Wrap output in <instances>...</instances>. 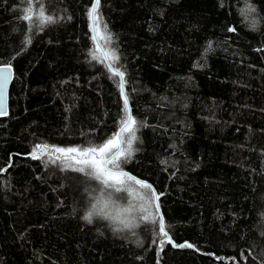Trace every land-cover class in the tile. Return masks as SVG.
<instances>
[{"label":"trees","instance_id":"obj_1","mask_svg":"<svg viewBox=\"0 0 264 264\" xmlns=\"http://www.w3.org/2000/svg\"><path fill=\"white\" fill-rule=\"evenodd\" d=\"M42 2L54 23L22 20L38 0H0V61L14 68L0 118V264H264V0H101L145 125L122 167L162 194L166 230L192 248H161L138 211L126 214L132 229L86 223L98 186L28 155L38 143H102L123 106L92 59L91 0ZM132 187L122 206L143 195Z\"/></svg>","mask_w":264,"mask_h":264},{"label":"snow or ice","instance_id":"obj_2","mask_svg":"<svg viewBox=\"0 0 264 264\" xmlns=\"http://www.w3.org/2000/svg\"><path fill=\"white\" fill-rule=\"evenodd\" d=\"M31 5V0H26ZM39 12L32 13V8L24 9L25 14L22 20L26 22H38L43 26L54 23L53 16L45 15L42 0H38ZM101 0H91L90 7L86 11L89 21V30L92 33L91 40L95 44L92 59L105 64L109 78L117 83L119 97L123 101L122 115L118 122V130L102 143L93 144L89 142L88 146H54L47 143L35 144L28 155L34 160H43L46 164L57 166L61 171H71L81 174L87 181L94 182L98 187L100 195L93 197L92 213L93 215H102L117 225V230L132 229L136 225L126 214L138 211L139 219L151 221L158 224L159 243L162 248L165 241L179 248H192L190 243L175 244L172 237L166 230L165 218L160 214L158 194L153 185L136 178L134 175L125 171L122 165L127 164L138 150L134 144L139 141L138 131L145 126L142 121L133 115L130 107V95L126 92L125 72L120 67L115 66V62L120 59L117 51L108 48L112 43V33L108 31V26L102 23L103 16L100 13ZM256 12L254 6L249 5L244 10V18L250 20L253 29L256 28L257 20L252 15ZM234 29H229L233 31ZM101 41L103 43H101ZM31 43V39H27ZM211 48V43H209ZM261 50H264L262 48ZM99 52L100 55H96ZM12 69L10 62L0 61V116L7 115L5 107V93L9 80L11 79ZM118 78V81L116 80ZM5 169H0V172ZM132 185L138 186L144 190L143 195L137 194L138 203H130L128 206H122L119 202L127 199L124 193L136 194ZM154 209L153 211H149ZM155 243V240L153 241Z\"/></svg>","mask_w":264,"mask_h":264},{"label":"clouds","instance_id":"obj_3","mask_svg":"<svg viewBox=\"0 0 264 264\" xmlns=\"http://www.w3.org/2000/svg\"><path fill=\"white\" fill-rule=\"evenodd\" d=\"M92 213V203H90L89 207L84 210V213L82 215V220H84L86 223H93L97 218L105 220V221H110L109 219L105 218L102 215H93Z\"/></svg>","mask_w":264,"mask_h":264},{"label":"water","instance_id":"obj_4","mask_svg":"<svg viewBox=\"0 0 264 264\" xmlns=\"http://www.w3.org/2000/svg\"><path fill=\"white\" fill-rule=\"evenodd\" d=\"M11 69H12V75H11V79L9 80V82L7 84L6 93H5V107H6V110H7V115L9 113V89H10V86H11V83H12V80H13V77H14V68H13L12 65H11ZM7 115L0 116V118L6 117Z\"/></svg>","mask_w":264,"mask_h":264}]
</instances>
